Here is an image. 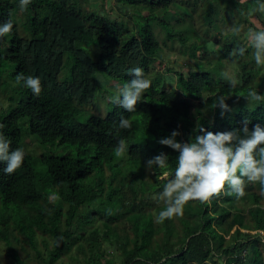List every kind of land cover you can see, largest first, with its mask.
Masks as SVG:
<instances>
[{"label": "trees", "instance_id": "1", "mask_svg": "<svg viewBox=\"0 0 264 264\" xmlns=\"http://www.w3.org/2000/svg\"><path fill=\"white\" fill-rule=\"evenodd\" d=\"M115 1L132 9H121L112 16L108 11L100 14L79 8L71 0H30L22 12L30 21L32 35L24 38L18 34L13 15L19 0H0V22L14 21L8 44L0 42V84L4 60L15 63L16 77L36 75L42 84L37 96L19 80V91L26 100L0 116L3 132L12 142L10 150L21 144L19 120L23 118L42 143L58 138L77 148L74 155L42 157L46 173L44 178L38 177L40 190L31 154L25 153L23 165L11 174L3 172L4 162H0V200L5 208L12 205L19 211L0 218V239L7 243L8 255L16 264H25L10 238L29 237L35 246L38 232L52 240L47 257L41 258L44 264H55L65 254L69 261L81 258L76 259L78 264H264V193L258 181L247 182L239 199L222 191L210 202L189 200L182 216L162 223L155 220L166 206L157 193L174 174L178 156L177 150L160 144L159 138L178 129L177 139L188 140L200 131L198 123L212 131L242 128L245 118L250 129L256 123L264 125V103H249L245 98L250 89L264 94V67L254 69L248 66L250 59L242 61L250 49L234 39L223 43L219 51L204 45L205 50L217 51V59L204 67L198 61L204 42L189 40L192 34L188 30L175 32L164 20L177 0ZM178 1L186 4L179 6L183 10H189L193 1L199 4L197 0ZM205 8L207 15L215 10L214 6ZM149 21L166 30L162 44ZM176 22L181 18H175ZM203 24L211 28L214 20L205 19ZM175 38L180 46L177 41L167 43ZM212 42L220 44L221 38L214 35ZM89 43L97 46L96 57L83 46ZM176 43L181 52L196 59V68L175 71L173 85L166 82L165 73L153 72V62L162 57L164 48L171 50ZM240 46L247 49L245 55L233 56V49ZM65 54L70 56V74L60 81ZM223 59L241 65V81L235 85L222 69ZM134 66H141L152 81L136 111L128 112L113 102L105 116L91 115L83 123L75 122L79 105L97 95L96 73L125 83L131 78L128 69ZM220 94L227 96L230 105L223 116L212 103ZM121 113L131 121L134 117L132 129L117 127ZM121 136L129 151L117 155L115 146ZM161 151L169 154L167 168L148 170L147 159ZM165 171L169 175L162 178ZM105 218L109 221L100 227L96 222ZM75 246L80 257L72 252Z\"/></svg>", "mask_w": 264, "mask_h": 264}, {"label": "clouds", "instance_id": "2", "mask_svg": "<svg viewBox=\"0 0 264 264\" xmlns=\"http://www.w3.org/2000/svg\"><path fill=\"white\" fill-rule=\"evenodd\" d=\"M30 0H19L21 10L29 5ZM252 12L264 14V0H255ZM245 13H242V15ZM14 21L9 18L0 22V37H4L13 30ZM243 25L233 24L232 32L239 34ZM248 39L251 43L255 63L264 67V28L249 26ZM247 49L244 46L233 49V56H244ZM130 79L122 85H117V91L110 99L128 112L136 111L137 102L141 100L145 90L152 81L144 74L141 66L128 69ZM25 87L39 96L42 90L41 78L36 75H19ZM235 78L231 83L235 85ZM257 104L264 103V94L256 89H250L247 96ZM213 107L221 109V115L230 110L227 96L220 94L212 102ZM199 121V117H197ZM5 124L0 121V162H4L3 172L11 174L24 163L25 151L22 147L10 150L11 140L6 137L3 129ZM118 128L132 129L131 121L123 113L120 114ZM200 131L188 140H178V129H173L168 136L160 137L158 142L170 146L178 151L174 174L167 179L162 190L157 193L160 200L166 205L155 217L156 222H163L166 218L184 214V205L189 200L210 202L214 194L222 191L234 193L235 198L244 196L247 182L260 184V192L264 193V125L256 123L249 128V121L245 118L242 128L212 131L197 124ZM129 151V144L121 136L115 146L117 155ZM169 154L160 153L147 159L145 167L157 172L160 168H167ZM169 174L164 172V176ZM227 186V187H226ZM263 232V231H262Z\"/></svg>", "mask_w": 264, "mask_h": 264}, {"label": "rangeland", "instance_id": "3", "mask_svg": "<svg viewBox=\"0 0 264 264\" xmlns=\"http://www.w3.org/2000/svg\"><path fill=\"white\" fill-rule=\"evenodd\" d=\"M72 2H76L79 8L82 9H90L98 13H104L108 11L110 15L115 16L117 15L121 9H132L131 7H121V4H117L115 0H71ZM198 3H190L189 10L180 9L179 6L182 5L185 7L186 4L177 0L176 3H172L170 5V9L166 12L165 18L162 17L163 13H159L161 17L171 23L170 28L173 29L175 32H183L185 30L189 31V34H192V37L189 39L191 41H196L197 43H203L207 47H212L219 51L221 49L222 44L227 41H236L241 40L245 47L249 48L250 51L247 55L242 58V61H248L249 67H253L256 69L258 66L255 63L254 56L252 54V47L251 43L248 39V32L247 28L249 26L254 27L255 25L258 28H264V14L258 12H252L251 9L255 7V0H197ZM19 5V2H18ZM201 5V6H200ZM206 6H214L215 10L213 14L207 15L205 13ZM217 6V7H216ZM172 7V8H171ZM197 9L195 10V8ZM175 9V11H174ZM122 12V11H121ZM242 13H245L242 15ZM13 15L15 20L18 24V34L21 37L28 38L31 37V30H30V21L27 16L23 15V12L20 7H17L13 10ZM120 17V16H119ZM124 18V14L122 16ZM175 18H181V22L175 23ZM214 20L213 27L209 28L208 25H204V20ZM150 24L153 25L155 35L157 40L162 44L163 40L165 39V29L159 26L158 23H154L149 21ZM233 24L236 25H243V29L239 34L232 32ZM255 24V25H254ZM188 34V33H187ZM217 35L221 38V43L215 44L213 43V37ZM9 40V36L6 34L4 37H0V42L3 45H7ZM173 41H177L179 43L178 38L173 40H168L167 43H171ZM201 41V42H200ZM84 47L87 48L89 54L92 57H96L98 52V48L95 44L89 43L84 44ZM93 48V51L90 48ZM180 46V43H179ZM178 44L173 47L171 50H167L164 48L162 52V57L160 59H155L153 64V72L161 71L167 75L166 82L175 84L176 75L175 71H182L187 72L189 68H196L195 60L193 57L189 56L187 53H183L180 51ZM182 47V46H181ZM184 48V47H182ZM214 49H209L203 51L202 54L198 57V61L203 63L204 67L211 66L214 62L215 58L217 59V51ZM253 56V59H252ZM224 60V61H223ZM223 63H218L219 68H221L225 72V74L231 79L235 78L236 81H241V65L238 64L236 61L231 59H223ZM239 61L240 59H235ZM241 61V60H240ZM70 66L71 60L69 54H65L64 57V64L61 72L59 73V80L64 81L68 79L70 74ZM2 70V80L0 84V116H4L10 109L15 108L16 106L20 105L21 102L26 100V95L20 93L19 86L21 82L17 79L14 75L15 72V63L11 60H4L1 66ZM96 76L99 78L98 89L96 97L84 104L79 105L80 112L76 116L75 122H85L86 119L91 115L97 116H105L110 107L113 104V101L110 99L113 95H115L117 91V85H122L123 82L115 81L107 78L102 73H96ZM148 78V75L146 74ZM166 77V76H165ZM164 78V77H162ZM255 78H257L255 76ZM257 82V79H254ZM258 89H263L260 85H256ZM107 96L106 99L103 97ZM249 94V93H248ZM248 94L245 96L246 100L250 103L249 98L247 97ZM109 95V96H108ZM256 106V103L252 105V107ZM202 111L206 112L203 108ZM134 121V117L132 119ZM72 124V123H71ZM19 127L22 132V141L19 147H22L26 154H31L33 156L34 167L37 172L35 182L37 188L40 190V182L38 177L44 178L46 173V166L42 162L43 156H48L51 154L54 155H63V154H71L74 155L76 153V145L75 144H68L60 142V139L56 138L53 141L44 142L42 143L40 139L37 137L36 134L30 132L28 127V120L27 118H23L19 120ZM107 172V171H106ZM162 178L165 177L164 174L161 176ZM45 184V182H44ZM54 190V188H52ZM54 193L52 192L51 198H53ZM153 198L155 195L152 196ZM250 201L249 199L247 202H243V205L248 204ZM10 211H9V210ZM19 212L16 210L12 205L9 208H5L0 200V218L3 216L8 215H16ZM109 220L103 219L96 222L100 225V227H104ZM16 233V232H14ZM263 234L264 239V232ZM14 236H19L18 232ZM228 236V235H227ZM26 239V240H24ZM44 239L45 242L44 243ZM11 245L16 249L20 258L24 260L25 264H44V261L41 259L42 257H47V250L52 247V240L50 237H45L40 233L36 232L34 237V243H31V239L24 237L23 239L20 238L18 241L15 240L13 237L10 238ZM47 244V246L45 245ZM105 247H107L106 242H103ZM72 252L75 257H80V254L76 251L75 248H72ZM39 251V252H38ZM118 257V254L115 255ZM108 257V256H106ZM77 259V258H76ZM75 260L69 261L67 254L59 258L55 264H66V263H73L78 264ZM81 258L77 259L80 260ZM0 264H16L13 259L7 253V243L4 240L0 239Z\"/></svg>", "mask_w": 264, "mask_h": 264}]
</instances>
